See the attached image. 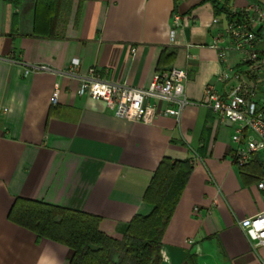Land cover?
I'll return each mask as SVG.
<instances>
[{
	"label": "crops",
	"instance_id": "1",
	"mask_svg": "<svg viewBox=\"0 0 264 264\" xmlns=\"http://www.w3.org/2000/svg\"><path fill=\"white\" fill-rule=\"evenodd\" d=\"M264 0H0V264H69L68 249L38 238L7 216L16 199L100 218L120 240L135 216H148L144 194L163 159L191 172L161 240V264H264L238 222L263 209L264 195L234 163L236 127L200 105L211 86L240 69L241 56L213 39L230 11ZM181 17L174 42L173 15ZM218 19L213 24V19ZM220 48L229 47L222 41ZM48 70H36L37 67ZM75 67L74 76L67 71ZM187 73L179 120L150 125L113 116L78 97V76L146 88L159 71ZM59 85L56 105L49 98ZM264 167V155L256 154ZM194 209H197L196 212ZM113 260L116 262L118 256Z\"/></svg>",
	"mask_w": 264,
	"mask_h": 264
},
{
	"label": "built area",
	"instance_id": "2",
	"mask_svg": "<svg viewBox=\"0 0 264 264\" xmlns=\"http://www.w3.org/2000/svg\"><path fill=\"white\" fill-rule=\"evenodd\" d=\"M173 28L169 30L170 42L175 41L181 17L173 15ZM213 24L218 19H213ZM226 41L229 47L218 45ZM212 48L219 49V58L226 61V51L233 50L241 56V70L226 68L220 80H234L235 84L224 94H217L211 86L204 90L199 102L209 108L218 118L236 127L231 141L236 146L234 162L237 166L247 165L252 155H264V6L248 3L239 11H230L221 33L213 39ZM36 70H48L37 67ZM75 67L67 71L74 76ZM187 73L178 68L154 74L146 88H137L106 81L91 69L86 75L78 76L76 94L100 101L114 117L126 121L150 125L161 117L179 120L184 109L193 104L184 92ZM59 85L55 84L49 98L56 105ZM264 195V180L257 184ZM195 212L197 209H194ZM250 246L256 250L264 247L263 209L248 219L238 222Z\"/></svg>",
	"mask_w": 264,
	"mask_h": 264
},
{
	"label": "trees",
	"instance_id": "3",
	"mask_svg": "<svg viewBox=\"0 0 264 264\" xmlns=\"http://www.w3.org/2000/svg\"><path fill=\"white\" fill-rule=\"evenodd\" d=\"M239 168L243 179L264 177V167L256 155ZM190 172L187 161L163 159L144 194L152 212L145 217L135 216L120 240L99 231L98 217L33 200L16 199L7 218L38 238L65 246L69 264H161L162 236Z\"/></svg>",
	"mask_w": 264,
	"mask_h": 264
}]
</instances>
